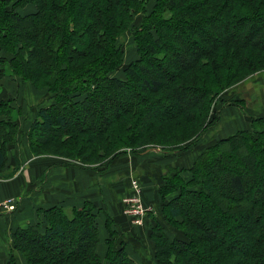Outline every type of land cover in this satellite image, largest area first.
I'll return each mask as SVG.
<instances>
[{
  "label": "trees",
  "instance_id": "16d2710c",
  "mask_svg": "<svg viewBox=\"0 0 264 264\" xmlns=\"http://www.w3.org/2000/svg\"><path fill=\"white\" fill-rule=\"evenodd\" d=\"M13 1L0 0V79L7 67L35 91L48 89L53 99L28 128L34 155L41 153L33 135L52 131L51 139H39L41 152L84 164L108 165L120 149L140 156L144 153L134 149L145 144L187 150L215 126L212 106L222 93L263 75L264 0H151L148 13V0H18L19 6L35 7L26 15L7 10ZM139 14L142 20L133 29L138 59L123 69L122 78L113 77L123 59L117 40ZM221 20L224 28L215 26ZM189 48H196L189 60L169 65L170 57L179 50L186 55ZM188 93L195 100L181 102ZM237 102L245 115L243 100ZM11 103L0 99V171L18 134ZM157 106L167 109L150 116ZM109 108L116 111L110 114ZM247 117L249 129L204 148L176 178L162 176V215L175 232L169 237L161 227L152 228L156 264H264V198L247 200L256 187L264 188V116ZM14 161L5 179L17 171L19 160ZM221 170L226 171L217 185ZM186 172L188 180L181 176ZM170 194L175 197L166 201ZM94 210L90 203L71 211L38 210L35 225L13 231L5 264H19L12 252L23 264H136L125 244L113 248L121 237L106 215L105 252L99 254L96 219L104 213ZM201 211L215 214L210 225H201ZM66 236L73 237L72 244H61ZM238 240L247 244L244 252L225 248ZM54 241L59 249L51 247Z\"/></svg>",
  "mask_w": 264,
  "mask_h": 264
},
{
  "label": "crops",
  "instance_id": "0c3cea01",
  "mask_svg": "<svg viewBox=\"0 0 264 264\" xmlns=\"http://www.w3.org/2000/svg\"><path fill=\"white\" fill-rule=\"evenodd\" d=\"M2 86H4L3 83ZM18 86H22L19 93L16 92ZM11 88L15 89L16 95L9 98L14 99L13 105L16 111H20L23 115L26 114L24 107L27 108L28 105L38 106L39 104L42 105L41 107H46V101L50 98V95L38 93L27 83H17ZM11 88L4 86V91L13 94L10 91ZM262 98L264 101V94ZM225 113L229 116L230 121L222 128L226 132L225 135H208V137L204 135L202 140L206 139L199 150L213 144L221 137H227V135L229 136L238 130L250 128L249 118L243 115L239 108L228 109ZM258 116H264V109H261L260 114L255 117ZM33 117H35V114ZM20 146L23 152L26 151L24 152V161L27 162L28 172L24 175L25 177L23 178L21 174H18V176L14 175L10 179L4 178V175L10 173L13 169L15 159L19 160L18 166L20 167L23 153L21 149L18 152L14 151L12 153L11 150L8 153L9 158L6 168L0 171V176L4 178L3 181H0V200L14 198L18 201L15 211L0 213V254L4 252L7 255L3 258L6 260L5 263L9 259L8 247L12 241L13 231L28 225H35L38 222V210L57 206L63 207L66 211H71L74 208H81L85 203L94 205L96 211L101 210L104 213L97 216L96 219L100 232V245L98 247L100 255L105 252L104 242L107 238L105 217L108 216L113 220L114 229L119 230L126 243L128 242L129 256L136 263L150 258L154 262V249L149 235L156 223L161 224L163 217L162 200L159 195L164 173L161 167L171 164L170 161H162L161 158L149 155L156 153L152 151L151 153L145 152L140 156L116 158L112 165L104 167V171L91 172L81 169L77 165L66 163L65 161L68 160L64 158L53 159L52 157L33 156L29 152L28 146L25 147L22 144ZM136 179L141 180L139 196L143 207L147 209V218H144L141 227L130 225L120 205V198L124 197L125 193H130V183L132 180L137 181ZM132 193H134V190H132ZM174 197L175 194H170L166 201H170ZM166 231L168 234L172 233L168 229ZM12 255L18 263L22 264V259L18 254L12 252ZM3 259L0 257V262Z\"/></svg>",
  "mask_w": 264,
  "mask_h": 264
},
{
  "label": "rangeland",
  "instance_id": "374dc122",
  "mask_svg": "<svg viewBox=\"0 0 264 264\" xmlns=\"http://www.w3.org/2000/svg\"><path fill=\"white\" fill-rule=\"evenodd\" d=\"M153 4L154 3L151 0H148V4L146 5L147 13L151 10ZM7 10L13 11L18 15H26V14L33 13L36 11L35 7L33 5L19 6L18 0H15L12 3H10L7 6ZM142 16H143L142 14L137 15L135 18V21L131 25L130 29L127 30L125 33H123L121 36H119V38L117 40V46L119 47V49L121 48L120 50L122 51L123 59H122L121 66H119V68L111 75L113 77L122 78L123 77V69L130 62H133L134 60L138 59L137 49H136L134 38H133V29H134V27H137L139 25V23L142 20ZM224 24H225V21L221 20V23L216 24L215 26L220 27V28H224V26H225ZM197 33L201 37L204 35L203 30H198ZM237 36L238 35H234V38H237ZM169 46H170V48L175 47L171 43H169ZM196 48L195 49L194 48L188 49V51H189L188 54H190L189 56H188V54L184 55V52H180V50H179L178 54H180V55H177L176 57H170V59H169L170 64L169 65H177L176 63L182 64L184 61L189 60L190 56L193 55ZM1 55L7 59L10 58L9 53H2ZM165 71L170 72V71H168V69H166ZM261 73H263L262 77L259 76V74H256L253 76L251 75V76L247 77L245 80L241 81L238 85L228 89L227 91H225L224 93H222L218 97V99L216 100V104H214L212 106V113H211V117L215 116L218 118V120L214 124L215 126L210 128V130L206 131L203 135H205V136L207 135V137H208V135H215V136L225 135L226 132L224 130H222V128H223V126H226V123L230 122L229 116L226 115L225 111L228 109H231V108L238 109L237 105H235V103L237 101L243 100V102H241V103L245 106V113H246L245 115L246 116L251 115V116L255 117L256 115L260 114V110L264 109V101L262 98V96L264 94V71ZM5 74L6 75L2 79H0V99H5L6 101H9V100L14 101L13 98H9V97H14L16 95V92L19 93V91L22 90V86H18L16 88V92H15V89L11 88V87L15 86L17 83L23 84V82L20 81V79L17 80L16 77L14 75H12L10 69L7 67H6ZM2 83L4 84V86L6 88H11L10 91L13 92V94H11L9 91H4V86H2ZM33 89H35V88H33ZM37 92L38 93L39 92L44 93L45 95L50 94V93H48L49 92L48 89L37 90ZM77 99H78L77 101H79L82 98L78 97ZM190 100H195V96L192 93L182 95L180 101L186 103ZM52 103H53V99H52V94H51L49 100L46 101V104H47L46 107H48ZM237 104H238V102H237ZM11 106L14 108L13 112H12V118H13V121L18 125V134L16 136V142L13 145H11L9 148L13 151L12 153H14V151L18 152L19 149H21L20 145L22 144V145H25V147L28 146V150L32 154L30 147L28 145V140H27L28 139V136H27L28 135V128L32 124L31 122H33V120L36 117L37 109L39 107H41L42 105H40V104L38 106L37 105H28L27 108L24 107L23 109L26 112L25 115L21 114L20 111H16V109L12 103H11ZM166 107H169L170 110H173V108L170 105L166 106ZM166 107L157 106V107L152 108L150 116H152V117L158 116V114L162 110L167 109ZM115 111H116V109H113V108H109V110H108V112L110 114H113ZM34 114H35V117H33ZM258 117H260V116H258ZM76 124H78V123H76ZM54 134H55L54 131L49 133L48 136H47V134H44V133L42 134L40 132H36L35 135H33V137L36 138L37 141L40 138H41L40 140H42L44 138L46 140V138L51 139L54 136ZM224 137H226V136H224ZM205 139L202 140V138H201V140L195 142L192 147L190 146L189 148H187V150L185 149V150H181V151H172L170 148L162 149L157 144H153V145H146L145 144V145H143V147L136 148L134 150L137 151V153H145V151H147V150H150L148 153H150L151 151H155L156 153H151L149 155H153V157H155V158H159V159L161 158L162 161H170L171 164H169V165L167 164L163 168L161 167V170L164 172L163 175L166 174L168 179H173V178L177 177L176 174L179 173L181 170L183 171L184 168L188 169L189 165L192 164V159H191L192 156H196L202 152L203 149L202 150H199V149L201 146H203V144H204L203 142L205 141ZM36 140L34 141L35 148L38 149V154H40V153L41 154L40 155L32 154L33 156H36V157H52L53 159L63 158L60 156L49 155V154H45L44 152H41L42 151L41 148H43V147H40L41 141L39 140L38 142H36ZM182 145H179V146H182ZM209 146H207V147H209ZM26 150H27V148H26ZM160 150L163 151L164 153L161 152ZM191 151H193V152H191ZM21 152H23L22 149H21ZM24 152H26V151H24ZM24 152L22 153V158L20 160L21 161V165H20L21 168L18 167L17 171L14 173V175H16V176H18V174H21V176L23 178L25 177L24 175L26 174V172H28L27 162L24 161ZM157 153H159V154H157ZM125 156L134 157V156H137V154L132 152V150H130V149H120L117 151V154L114 155L113 159L111 160L110 164H108V165H106V163L108 161H105V160L104 161H93L89 164H84L78 160H69L66 158H64V159L68 160L65 162L70 164V165H74V166L77 165L81 169H85V170H88L91 172H98V171H104V167H108L109 165H112L114 163V159L125 157ZM14 168H15V166H13V169ZM168 168H169V170H168ZM100 169H102V170H100ZM236 169H237L236 167L235 168L233 167L231 170H236ZM224 171H226V170H221V172H222L221 176L216 175L214 177L217 185L222 183V179L224 178ZM181 176L184 180H188V178H189V174L187 172L185 174L183 173ZM1 180L3 181L4 178H2L0 176V181ZM136 180H137V183L140 187V181L141 180L140 179L139 180L136 179ZM133 181H135V180H132L130 183V193L129 194L125 193L124 197L120 198V205L122 206L123 213H124V209L127 207V204L124 202V200L131 199L135 195L134 193L132 194V190H133L132 182ZM22 195H24V194H22ZM254 195H255V197H254ZM256 196H258L260 198H264V188L263 187L262 188L256 187L253 194L250 193L247 196V200L248 201L255 200ZM141 203H142V201H141ZM200 213H201V220H202L201 225L202 226L210 225V222L214 219L215 214L213 212L207 213L206 211H201ZM95 214H99V211L94 210V215ZM125 216L127 217L128 221L130 222V224L132 226L141 227V225L144 222V220H143L142 224L139 226L133 225L130 221L131 219H129L130 217H128L127 215H125ZM238 223L242 224L244 226V223H242L241 221H238ZM155 226L161 227L162 230L165 232H167L166 229H168L170 232L171 231L175 232V228L173 227L172 224H170L169 222H167L165 220V216L162 217L161 224L154 225L153 227H155ZM113 228H114V226H113ZM209 228H210V226H209ZM115 231H117L120 234L121 238H120V240H118L114 244L113 248L117 250L120 248L121 244H125L126 252L128 253V245H127L128 242L126 243V241L124 240V236H122V234L119 232V230L115 229ZM230 234H232V232ZM149 237H150V235H149ZM169 237H172V235L170 233H169ZM228 240H230V239H228ZM72 242H73V237L71 238V237L66 236L65 241L61 242V244L62 245L72 244ZM50 245H51V247H54L53 250L59 249V248H56L59 245L58 242L54 241ZM246 245L247 244H245L243 241L238 240V241H234V242H230L229 244H226L225 248L228 251L233 252L234 254H239V253L244 252L247 249ZM0 257H1V259H3L5 257H7V255H5V253L3 252L2 254H0ZM5 261L6 260L3 259L0 262V264H4ZM154 263H156L155 258H154V262L150 258V259H146L143 262H139L136 264H154Z\"/></svg>",
  "mask_w": 264,
  "mask_h": 264
},
{
  "label": "built area",
  "instance_id": "2783aa9c",
  "mask_svg": "<svg viewBox=\"0 0 264 264\" xmlns=\"http://www.w3.org/2000/svg\"><path fill=\"white\" fill-rule=\"evenodd\" d=\"M132 187L135 195L131 199L124 200L127 204V207L124 209V214L130 217L129 219H131L130 221L133 225L139 226L146 217L147 209H145L141 203L137 181L132 182ZM17 203L18 201L14 198L0 200V213L13 212L16 209Z\"/></svg>",
  "mask_w": 264,
  "mask_h": 264
}]
</instances>
